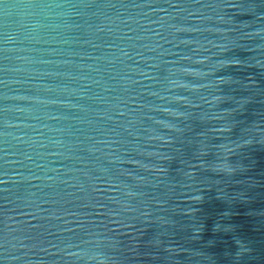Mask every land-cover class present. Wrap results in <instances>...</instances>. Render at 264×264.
Returning <instances> with one entry per match:
<instances>
[{
	"label": "water",
	"instance_id": "95a60500",
	"mask_svg": "<svg viewBox=\"0 0 264 264\" xmlns=\"http://www.w3.org/2000/svg\"><path fill=\"white\" fill-rule=\"evenodd\" d=\"M101 262L264 264V0H0V264Z\"/></svg>",
	"mask_w": 264,
	"mask_h": 264
},
{
	"label": "clouds",
	"instance_id": "9594fccd",
	"mask_svg": "<svg viewBox=\"0 0 264 264\" xmlns=\"http://www.w3.org/2000/svg\"><path fill=\"white\" fill-rule=\"evenodd\" d=\"M97 259V258H96ZM101 264H103V262H101Z\"/></svg>",
	"mask_w": 264,
	"mask_h": 264
}]
</instances>
